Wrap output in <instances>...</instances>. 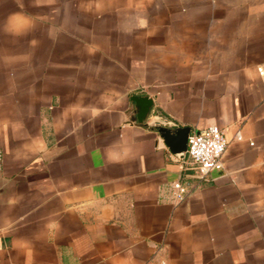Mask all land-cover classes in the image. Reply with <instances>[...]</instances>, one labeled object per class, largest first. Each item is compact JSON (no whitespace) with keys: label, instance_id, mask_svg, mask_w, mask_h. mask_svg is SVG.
I'll use <instances>...</instances> for the list:
<instances>
[{"label":"crops","instance_id":"obj_1","mask_svg":"<svg viewBox=\"0 0 264 264\" xmlns=\"http://www.w3.org/2000/svg\"><path fill=\"white\" fill-rule=\"evenodd\" d=\"M258 66L264 0H0V264H264ZM154 109L222 128V167L193 177Z\"/></svg>","mask_w":264,"mask_h":264},{"label":"built area","instance_id":"obj_2","mask_svg":"<svg viewBox=\"0 0 264 264\" xmlns=\"http://www.w3.org/2000/svg\"><path fill=\"white\" fill-rule=\"evenodd\" d=\"M257 72L264 78V67L258 66ZM235 138H241L239 130H236ZM226 147L227 139L223 129L218 125H209L200 131L190 133L187 139L186 157L183 160L184 167L191 171L193 177L204 179L210 171L222 167V155ZM1 158L0 151V160ZM188 191L187 185L179 180L174 181L170 186V193L175 201L183 200Z\"/></svg>","mask_w":264,"mask_h":264},{"label":"water","instance_id":"obj_3","mask_svg":"<svg viewBox=\"0 0 264 264\" xmlns=\"http://www.w3.org/2000/svg\"><path fill=\"white\" fill-rule=\"evenodd\" d=\"M131 100L134 101L137 109V121L144 123L152 112V99L148 96L133 95ZM153 114L155 121L148 125L156 129L172 153L177 155L181 160H184L187 153V139L190 134V128L176 125V123L158 109H154Z\"/></svg>","mask_w":264,"mask_h":264}]
</instances>
